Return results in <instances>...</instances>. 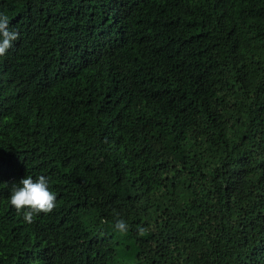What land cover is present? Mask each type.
Listing matches in <instances>:
<instances>
[{
  "label": "trees",
  "instance_id": "16d2710c",
  "mask_svg": "<svg viewBox=\"0 0 264 264\" xmlns=\"http://www.w3.org/2000/svg\"><path fill=\"white\" fill-rule=\"evenodd\" d=\"M0 14V264H264V0ZM26 175L56 193L30 223L7 201Z\"/></svg>",
  "mask_w": 264,
  "mask_h": 264
},
{
  "label": "clouds",
  "instance_id": "9594fccd",
  "mask_svg": "<svg viewBox=\"0 0 264 264\" xmlns=\"http://www.w3.org/2000/svg\"><path fill=\"white\" fill-rule=\"evenodd\" d=\"M19 33L9 26L6 15L0 14V56H3L18 39ZM8 204L16 211L21 212L23 220L30 223L34 214L49 212L56 201V193L50 188V179L46 175H26L12 186L8 193ZM114 230L126 233L129 225L123 218L114 222ZM140 231L144 229L137 226Z\"/></svg>",
  "mask_w": 264,
  "mask_h": 264
}]
</instances>
